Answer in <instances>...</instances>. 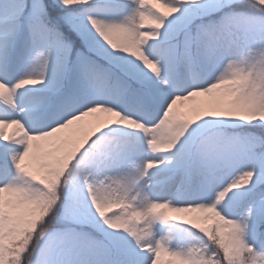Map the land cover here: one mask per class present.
I'll return each mask as SVG.
<instances>
[{
	"label": "snow or ice",
	"instance_id": "obj_1",
	"mask_svg": "<svg viewBox=\"0 0 264 264\" xmlns=\"http://www.w3.org/2000/svg\"><path fill=\"white\" fill-rule=\"evenodd\" d=\"M0 264H264V0H0Z\"/></svg>",
	"mask_w": 264,
	"mask_h": 264
},
{
	"label": "rangeland",
	"instance_id": "obj_2",
	"mask_svg": "<svg viewBox=\"0 0 264 264\" xmlns=\"http://www.w3.org/2000/svg\"><path fill=\"white\" fill-rule=\"evenodd\" d=\"M9 131H11V129Z\"/></svg>",
	"mask_w": 264,
	"mask_h": 264
}]
</instances>
